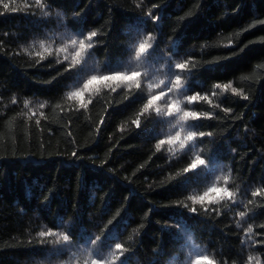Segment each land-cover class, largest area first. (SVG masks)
I'll return each mask as SVG.
<instances>
[{
  "label": "trees",
  "instance_id": "16d2710c",
  "mask_svg": "<svg viewBox=\"0 0 264 264\" xmlns=\"http://www.w3.org/2000/svg\"><path fill=\"white\" fill-rule=\"evenodd\" d=\"M198 257L264 264V0H0V264Z\"/></svg>",
  "mask_w": 264,
  "mask_h": 264
},
{
  "label": "snow or ice",
  "instance_id": "6c2138e0",
  "mask_svg": "<svg viewBox=\"0 0 264 264\" xmlns=\"http://www.w3.org/2000/svg\"><path fill=\"white\" fill-rule=\"evenodd\" d=\"M5 7H7V5H5ZM95 35H96L95 32L91 33V36L89 37V39H91V37H94ZM73 43H75V41H73ZM88 47H91V44H89ZM80 48H81V50H83V49L85 48V43H84L83 40L80 41ZM145 49H146L145 44H140V46H139V53H143V52L145 51ZM139 53H138V56H139ZM77 55H79V53H77ZM176 67H177L178 69H184V68L186 67V65H185L184 63H180V64H177ZM131 75H132V77H136V76H139V73L134 72V73H132ZM113 78H115V77H102V79H113ZM96 79H97L96 77H92V80L89 81L88 83H92V81H94V80H96ZM85 87H87V84L85 85ZM180 87H181V79H180L179 76H177V77H176V80H175V84H174L172 87H169V88H168V91H169V92H172L174 89H179ZM235 91H236V90L233 89V92H235ZM73 95H79V93H74ZM161 95H163V92L161 93ZM196 98H197L196 96H193V97H190L189 100H190V102H191V101H195ZM153 99H159V97H153ZM151 102H152V101H149V105L151 104ZM174 106H175V105H169V108L171 109V108L174 107ZM41 107H43V105H41ZM168 114L171 115V114H172L171 111H170ZM189 115H191V114L188 113V112H185V113H184V116L182 117V119H183V118H187ZM200 135H205V134H204V133H200ZM195 136H196V133H192V132H190V133H188L186 139H187V140H192ZM175 139H179V133L176 134ZM168 142L171 143L172 140L170 139ZM163 143H164V141H161V144H163ZM158 147H159V146H158ZM181 147H183V144L181 145ZM74 155H75V154H74ZM203 163H204L203 160L197 159V161H196L195 163H193V164L191 165V167H192V168H195L197 164H203ZM185 171H187V169H186ZM210 191H213V192H220V191H222V192L224 193V196H225V197H228V198H230V197L232 196V193L228 192L227 189L213 188V189H210ZM253 195L255 196V195H257V193H253ZM200 199L203 200V197H200ZM192 211L195 212V209H192ZM239 215H240V216H244L245 213L241 212V213H239ZM247 232H248V233H251V232H252V228L249 227V228L247 229ZM51 234H52V235H55L54 233H51ZM39 235H40L41 237H43V236L47 235V233H45V232H41ZM62 239L66 241V240H68V237H67V236H63ZM115 247H116L117 249H120L122 246H121L120 244H116ZM201 259H205V260H207V257H198L197 260H196V264H200ZM249 260L251 261V258H249ZM93 264H96V262L93 261ZM209 264H211V262H209Z\"/></svg>",
  "mask_w": 264,
  "mask_h": 264
},
{
  "label": "rangeland",
  "instance_id": "374dc122",
  "mask_svg": "<svg viewBox=\"0 0 264 264\" xmlns=\"http://www.w3.org/2000/svg\"><path fill=\"white\" fill-rule=\"evenodd\" d=\"M139 50H137L136 52H138ZM145 53V51L143 52ZM138 70L136 67H134L131 72H136ZM132 74V73H131ZM131 74H123V73H117V74H113V75H110L109 77H115L113 79H99L97 78L96 80L92 81V83H88L89 81H91L92 79L88 80L87 82L84 83V85L82 86H76L74 88V90L71 92V95H73L74 93H78V92H85V93H88V90H90L93 86V84L99 82V81H117V86H121V85H130L132 86L133 84H136L137 82L136 81H139L138 80V76L136 77H132ZM135 78H136V81H135ZM87 84V87H85V85ZM155 97H159V99H154V102H153V105L150 106L151 108H155L157 109L158 111V117L160 118V120H164V125L167 127V128H164L165 131L167 132L169 129L170 131L173 130L172 126L169 125L168 121L171 120V116L173 115V113L175 112V109L171 108V115H169L168 113L170 112V109H169V104H167L164 108H162V110L160 111L159 110V103L163 102L165 100V98H163L161 95H156ZM173 122V120H172ZM172 124V123H171ZM177 142V139L173 141V143H176Z\"/></svg>",
  "mask_w": 264,
  "mask_h": 264
},
{
  "label": "bare ground",
  "instance_id": "6f19581e",
  "mask_svg": "<svg viewBox=\"0 0 264 264\" xmlns=\"http://www.w3.org/2000/svg\"><path fill=\"white\" fill-rule=\"evenodd\" d=\"M136 55V54H135ZM129 56V55H128ZM130 57V56H129Z\"/></svg>",
  "mask_w": 264,
  "mask_h": 264
}]
</instances>
